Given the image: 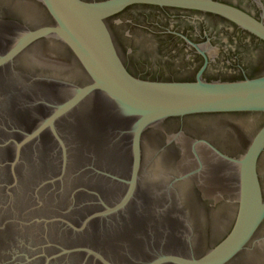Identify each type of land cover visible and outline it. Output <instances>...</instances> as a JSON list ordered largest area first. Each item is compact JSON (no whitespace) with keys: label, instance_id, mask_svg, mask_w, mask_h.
Segmentation results:
<instances>
[{"label":"water","instance_id":"1","mask_svg":"<svg viewBox=\"0 0 264 264\" xmlns=\"http://www.w3.org/2000/svg\"><path fill=\"white\" fill-rule=\"evenodd\" d=\"M42 2L53 24L26 27L0 11V264H227L264 221V74L138 77L107 19L150 2L212 9L262 39L264 23L214 0ZM45 35L68 46L74 61L39 58L35 42ZM237 112L260 127L235 160L234 224L207 248L187 186L203 165L190 170L189 151L175 155L153 134L173 117Z\"/></svg>","mask_w":264,"mask_h":264},{"label":"flooded vegetation","instance_id":"2","mask_svg":"<svg viewBox=\"0 0 264 264\" xmlns=\"http://www.w3.org/2000/svg\"><path fill=\"white\" fill-rule=\"evenodd\" d=\"M264 23V0H214ZM2 16L26 27L53 24L42 0H0ZM116 47L136 76L164 81H235L264 74V39L221 12L186 5L134 2L107 19ZM46 62L71 64L74 54L60 39L35 42ZM245 113H198L163 121L153 139L175 154L189 151L188 183L197 228L207 248L230 231L238 210L239 159L260 124L246 126ZM184 146V147H183ZM186 151V152H187ZM179 159H173L178 161ZM176 163V162H174ZM264 192V180H263ZM227 264H264V221L252 241Z\"/></svg>","mask_w":264,"mask_h":264}]
</instances>
